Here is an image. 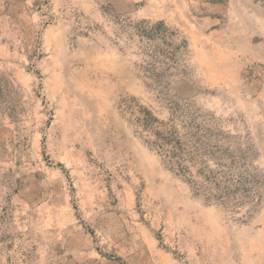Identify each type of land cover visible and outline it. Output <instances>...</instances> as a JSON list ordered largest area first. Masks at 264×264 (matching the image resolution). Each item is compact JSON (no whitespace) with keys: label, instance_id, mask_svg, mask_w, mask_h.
Masks as SVG:
<instances>
[{"label":"rangeland","instance_id":"1","mask_svg":"<svg viewBox=\"0 0 264 264\" xmlns=\"http://www.w3.org/2000/svg\"><path fill=\"white\" fill-rule=\"evenodd\" d=\"M144 21L186 45L168 97L122 32ZM130 98L165 122L170 98L213 115L260 200L195 196L123 116ZM88 260L264 264V0H0V264Z\"/></svg>","mask_w":264,"mask_h":264},{"label":"trees","instance_id":"2","mask_svg":"<svg viewBox=\"0 0 264 264\" xmlns=\"http://www.w3.org/2000/svg\"><path fill=\"white\" fill-rule=\"evenodd\" d=\"M122 32L139 41L141 69L152 82L145 85L168 97L171 84L177 79L184 81L186 75L181 68L185 43L175 45L171 41L174 34L163 22H126ZM166 100L172 105L168 122L135 98L123 100L120 109L136 135L160 157L167 169L191 187L195 196L233 213L250 201H259L258 176L248 170L241 171L239 156L232 149L236 137L220 130L213 115L191 105L171 102V98Z\"/></svg>","mask_w":264,"mask_h":264},{"label":"crops","instance_id":"3","mask_svg":"<svg viewBox=\"0 0 264 264\" xmlns=\"http://www.w3.org/2000/svg\"><path fill=\"white\" fill-rule=\"evenodd\" d=\"M80 264H90V261L81 262Z\"/></svg>","mask_w":264,"mask_h":264}]
</instances>
